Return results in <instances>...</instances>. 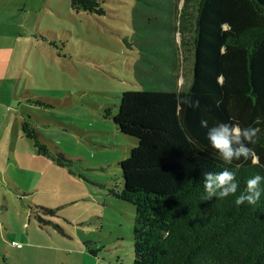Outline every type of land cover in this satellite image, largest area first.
I'll use <instances>...</instances> for the list:
<instances>
[{
    "label": "trees",
    "instance_id": "1",
    "mask_svg": "<svg viewBox=\"0 0 264 264\" xmlns=\"http://www.w3.org/2000/svg\"><path fill=\"white\" fill-rule=\"evenodd\" d=\"M70 7L106 13L100 0H70ZM132 16L139 53L154 52L161 82L174 86L125 91L115 115L105 113L136 141L119 163L121 187L109 190L134 207L132 264H264V195L255 205L235 203L249 178L264 175V0H134ZM180 96L198 103L188 107ZM201 119L209 127H258L260 139L248 145L247 159L226 165ZM21 133L38 156L70 165L40 141L28 115ZM225 168L236 173L237 193L202 200L203 174ZM28 209L39 224L57 211Z\"/></svg>",
    "mask_w": 264,
    "mask_h": 264
},
{
    "label": "rangeland",
    "instance_id": "2",
    "mask_svg": "<svg viewBox=\"0 0 264 264\" xmlns=\"http://www.w3.org/2000/svg\"><path fill=\"white\" fill-rule=\"evenodd\" d=\"M100 1L104 16L76 13L70 0H0V53L13 66V78L0 90L18 86L15 98L13 92L10 97L16 107V98L29 87L31 103L22 102L18 113L30 117L51 153L70 162L58 166L51 159L43 158L41 164L26 157L18 169L11 159L8 167L0 160L2 187L12 180L27 189L24 194L30 193L21 202L23 208L57 210L54 217H42L45 226L38 225L37 231L27 228L32 248L10 252L8 264L45 263L39 256L56 264L133 262L134 207L113 198L109 190L121 187L119 163L136 141L123 136L105 113L115 115L125 91L174 86L161 82L154 52L139 53L142 33L133 30L134 0ZM28 141H18V152L24 144L31 148ZM25 170L27 177L28 170L37 176L33 188ZM17 252L26 256L19 259Z\"/></svg>",
    "mask_w": 264,
    "mask_h": 264
},
{
    "label": "crops",
    "instance_id": "3",
    "mask_svg": "<svg viewBox=\"0 0 264 264\" xmlns=\"http://www.w3.org/2000/svg\"><path fill=\"white\" fill-rule=\"evenodd\" d=\"M11 66V61L7 60L0 53V87H2L4 82L9 81L13 78L11 76ZM179 83H181V79L178 80V85ZM28 88L29 87H25V90L22 92L21 97L16 98L18 102L16 107H14L10 102V97L11 93L13 92V96L15 98L18 86H16L14 89L12 86H9L7 90H0V94H2L0 95V160L5 162L6 167H8L9 164H12L10 162V159L18 169H21L20 166L21 164H23V159L26 157H28L29 162H37L41 164L42 159L44 158L36 154V150L34 149V147H32V143L31 148L26 146L27 144H24V149L21 152H18V141L25 138L21 133V123L23 121V115L19 114L17 109L19 108L20 104H22V102L24 103V101L26 103H31L29 101L30 95L27 92L28 90H26ZM5 95H7L6 99L4 98ZM25 141L28 140L25 139ZM46 159L49 160V158ZM34 172H36V170ZM28 173L29 174L27 177L26 170L23 172L24 177L26 176L29 183L31 182L32 187L30 188H33L34 186H36L34 184L37 183V176L36 179H34V176L31 175L32 170H28ZM3 181V174H1L0 172V194H2V199H0V261L1 263H3L4 261V264L6 261V264H8L7 256H9L8 254L10 252L22 250L23 248H32L31 245H29V243L27 242V228L31 227V230H35L38 229L39 226L43 227L45 225H43L44 223L39 224L38 221L34 218V215L30 213V210L27 207L23 208L21 202H23L26 196H29L30 194H24V192H27V189L22 187L19 183V185L13 184L12 180L11 182L7 183L8 187H2ZM31 190L33 189H28V191ZM22 192L23 194L20 195V193ZM13 204L15 205V207ZM10 205H12V208H9ZM13 207L15 208V211ZM11 209L15 212V214L9 212V210ZM38 248L40 250L43 249L40 245L38 246ZM25 253L26 252L21 254L20 252H17L18 258L22 259V257H25ZM37 256L36 258H38ZM39 259L42 262L45 261V263L43 262L42 264H56L55 260L50 258L49 256L45 258L44 256H39Z\"/></svg>",
    "mask_w": 264,
    "mask_h": 264
},
{
    "label": "clouds",
    "instance_id": "4",
    "mask_svg": "<svg viewBox=\"0 0 264 264\" xmlns=\"http://www.w3.org/2000/svg\"><path fill=\"white\" fill-rule=\"evenodd\" d=\"M181 104L188 107L196 106L190 96H180ZM200 126L207 128V139L216 155L224 164L231 165L234 160L247 159L252 151L249 144H255L260 139L258 127L233 126L229 123H217L212 127L208 126L207 119H201ZM204 195L202 200L208 201L214 197L226 198L237 193L239 182L234 171L225 168L221 172H207L203 174ZM264 195V175L256 174L246 181V188L243 193L236 196L237 205H255Z\"/></svg>",
    "mask_w": 264,
    "mask_h": 264
}]
</instances>
